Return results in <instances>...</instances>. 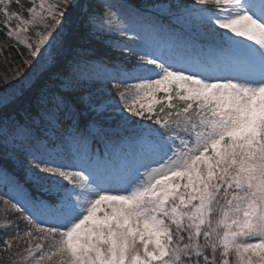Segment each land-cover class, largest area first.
Listing matches in <instances>:
<instances>
[{
  "label": "snow or ice",
  "instance_id": "6c2138e0",
  "mask_svg": "<svg viewBox=\"0 0 264 264\" xmlns=\"http://www.w3.org/2000/svg\"><path fill=\"white\" fill-rule=\"evenodd\" d=\"M104 30L122 57L94 58ZM0 35L13 264H264V0H0Z\"/></svg>",
  "mask_w": 264,
  "mask_h": 264
},
{
  "label": "rangeland",
  "instance_id": "374dc122",
  "mask_svg": "<svg viewBox=\"0 0 264 264\" xmlns=\"http://www.w3.org/2000/svg\"><path fill=\"white\" fill-rule=\"evenodd\" d=\"M86 1V0H85ZM23 3H25V7L29 5V0H22ZM81 2H83L81 0ZM87 3H90L93 6V10L100 14V16H103L104 13V6L107 3L112 4H124L127 5L125 2L120 0H89L86 1ZM169 0H145V4H164L168 3ZM128 8H131L127 6ZM112 11H116L115 8L112 9ZM126 11V10H125ZM26 14V13H25ZM136 23L142 30H146L147 32L151 33L152 31V25L151 22L147 19L144 20H137ZM159 31V39L164 43H179L183 37H175L171 33H168L166 31ZM99 43L94 44V47L98 48L97 52L95 53L94 58L98 61L100 60H108L107 57L110 58V60H114L117 57H122L124 53L121 50H118L114 47H111V45L116 42H124L132 39L131 36H123L121 37L118 33H114L108 30H104L103 32L97 31L96 32ZM5 43V39L3 35H0V49H2V54H0V87L4 86V78L5 76L11 78L13 75V72L15 70V67L20 64V60L18 58L17 52L15 49L7 48L4 49L3 45ZM9 44L13 43L12 41H8ZM91 44V42H86ZM20 51H23V46L20 47ZM102 55V56H101ZM11 58L10 60L8 58ZM20 175V174H19ZM14 176V174L9 172L8 176H4L0 174V196H3L5 198H8L9 196H17L16 190L14 188V185L11 182V178ZM19 198V197H17ZM0 208H3V202L0 201ZM23 223H21V227L23 228ZM18 251V248L15 244H13L12 248L5 251L3 249V245L0 244V264H13V261L17 260L18 257L15 255V253Z\"/></svg>",
  "mask_w": 264,
  "mask_h": 264
},
{
  "label": "trees",
  "instance_id": "16d2710c",
  "mask_svg": "<svg viewBox=\"0 0 264 264\" xmlns=\"http://www.w3.org/2000/svg\"><path fill=\"white\" fill-rule=\"evenodd\" d=\"M82 1L83 2H81V0H80L81 3H84V2L89 1V0H86V1L85 0H82ZM123 1L127 2L132 7L137 6V5H140V4H145V0H123ZM73 19L76 22L77 27L79 28V32L76 35V40H77V42H80L79 37L80 36H83L86 33V29L82 26L83 25V21L81 20V18L79 16V10L78 9L75 10ZM98 39L99 38L95 34L88 41V42H91V44L87 43V46L90 47V48H92L95 53L97 52V49L98 48L94 47V44L100 42ZM107 58H108V60H110L109 57H107ZM9 172L12 173V174H14V175H19L20 174L18 170L16 172H13L11 168L9 169Z\"/></svg>",
  "mask_w": 264,
  "mask_h": 264
}]
</instances>
